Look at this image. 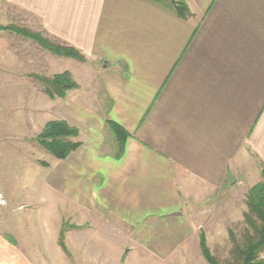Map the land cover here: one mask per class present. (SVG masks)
I'll list each match as a JSON object with an SVG mask.
<instances>
[{"label": "crops", "instance_id": "0c3cea01", "mask_svg": "<svg viewBox=\"0 0 264 264\" xmlns=\"http://www.w3.org/2000/svg\"><path fill=\"white\" fill-rule=\"evenodd\" d=\"M184 2L187 19L149 0H4L77 50L84 62L60 60L85 78L50 120L77 129L80 147L45 161L8 209L43 223L51 195L74 207L72 226L18 237L0 224V264L205 263V203L262 180L264 0Z\"/></svg>", "mask_w": 264, "mask_h": 264}, {"label": "rangeland", "instance_id": "374dc122", "mask_svg": "<svg viewBox=\"0 0 264 264\" xmlns=\"http://www.w3.org/2000/svg\"><path fill=\"white\" fill-rule=\"evenodd\" d=\"M7 24L11 25L3 26ZM10 26L39 34L40 38L53 45L65 46L44 33L35 17L7 5L4 0L0 1V28L4 29L0 30V196L10 199L7 204L9 208L6 210L26 203L24 198L32 190L29 178L39 177L40 168L45 161L52 160L51 156L35 143V137L45 124L53 119L51 113L56 110L57 99H48L36 78L52 77L56 75L54 72L61 70L68 71L77 85H84L85 78L76 70L75 64L60 60L68 59L67 57L55 55L37 41L9 29ZM86 83L88 85V82ZM251 182L249 180L244 186L226 192L224 198L218 202L205 203V206L209 207L210 216L201 226V233H205L206 245L220 264H224L228 259L231 247L228 231L232 230L236 236L242 231L248 192L246 190ZM50 197L42 208L47 216L42 218L43 223L40 218L36 221L35 218L29 217L28 210L22 208L14 209L13 212L8 210L7 213L0 210V215H4V218H1V226H10L18 237H23L24 231L31 223L34 227L46 223L55 227L62 224L65 229L70 228L74 220V207L61 199ZM101 220L103 219H96L99 222ZM111 236L113 242H123L128 235H117L113 232ZM196 251L198 249L194 251L195 255ZM261 257L264 258V253Z\"/></svg>", "mask_w": 264, "mask_h": 264}, {"label": "trees", "instance_id": "16d2710c", "mask_svg": "<svg viewBox=\"0 0 264 264\" xmlns=\"http://www.w3.org/2000/svg\"><path fill=\"white\" fill-rule=\"evenodd\" d=\"M149 1L170 9L181 19L190 17V12L184 0ZM8 28L37 41L55 55L84 61L80 53L71 47L53 45L47 40L40 38L39 34L19 30L13 26ZM0 30L4 29L0 28ZM36 79L43 94L50 100L62 99L68 91L77 88V84L72 80L68 72L56 74L52 77H37ZM110 127L121 149L125 133L115 124H110ZM77 137V129L64 121L55 120L45 124L41 132L35 137V143L41 150L56 160H65L80 147V143L76 141ZM261 179L246 194V212L243 214V228L239 236H236L232 230L228 231L231 247L228 259L224 264H264V258L261 257L264 253V165L261 169ZM199 248L206 264H220L207 247L203 233L199 234Z\"/></svg>", "mask_w": 264, "mask_h": 264}]
</instances>
